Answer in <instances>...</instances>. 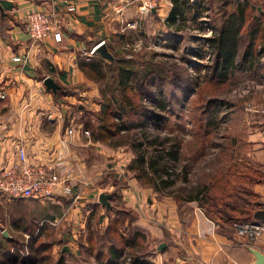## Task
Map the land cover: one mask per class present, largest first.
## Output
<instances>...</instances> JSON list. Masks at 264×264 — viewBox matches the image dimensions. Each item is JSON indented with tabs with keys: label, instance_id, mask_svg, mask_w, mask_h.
Listing matches in <instances>:
<instances>
[{
	"label": "crops",
	"instance_id": "obj_1",
	"mask_svg": "<svg viewBox=\"0 0 264 264\" xmlns=\"http://www.w3.org/2000/svg\"><path fill=\"white\" fill-rule=\"evenodd\" d=\"M210 1L216 5L212 16L207 5ZM221 1L158 0L152 12L136 0H0V166L14 161L17 148L23 146L29 160L51 165L72 186V198L54 195L50 200L62 209L67 203L64 211L70 223L64 242L53 246L59 252L53 264L60 258L64 264H119L128 256L130 264H264L256 256V252L264 256V233L249 239L234 225L208 217L197 202L179 204L143 187L121 169L129 152L126 156L116 154L92 138L83 115L90 108L95 114L99 112L102 93L109 96L111 91L101 87L109 84V78L98 82L81 69V62L115 63L129 44L135 46L155 34L165 36L181 30L185 22L197 23L203 30L207 22L216 31L210 37L213 39L218 36ZM229 1L234 5L245 2ZM259 1L257 11L263 28L241 33L247 62L239 67L250 74L257 69L260 98L249 100L252 110H243L241 115L250 164L264 174V116L258 113L264 107V14H260L264 13V0ZM69 6L72 11H68ZM38 11L56 16L60 42L29 38L25 16ZM204 15L211 19L204 22ZM131 23L136 26L129 27ZM210 38L206 44L215 55ZM101 44L113 60L102 58L96 49L89 55ZM209 66L213 69L214 63ZM45 77L59 86L55 93L44 86ZM109 86L115 89V78ZM114 92L116 96L117 90ZM115 156L123 159L110 170L113 176L124 174L122 181L106 173L112 162L108 158ZM114 188H118L123 212L112 202L108 207L107 200L100 201ZM250 189L257 195L256 211L264 209V181L252 183Z\"/></svg>",
	"mask_w": 264,
	"mask_h": 264
},
{
	"label": "rangeland",
	"instance_id": "obj_2",
	"mask_svg": "<svg viewBox=\"0 0 264 264\" xmlns=\"http://www.w3.org/2000/svg\"><path fill=\"white\" fill-rule=\"evenodd\" d=\"M254 1L258 7L260 1ZM214 4L212 1L207 3L212 9L211 16L214 14L213 9L216 6ZM209 17L204 15L202 19L205 22L209 20ZM252 18V20L247 19L250 21V27L257 23L258 30L263 28L259 15L253 14ZM209 27L206 29L204 26L203 30L197 23L185 22L181 30L170 32V34L166 33L165 36H163L164 34H155L149 40L144 38L135 46L129 44L130 46L125 48L121 55L116 56V67H118L120 59H127L129 63L123 65H128V68L139 74L152 72L154 76L165 78L170 74L174 76L171 78L173 83H176V78H181L182 83L179 82L181 83L179 88H175V84H169L167 80V82L160 81L159 84L156 82L158 86L166 87L163 90L166 93L165 99L168 107L166 111L160 112L162 119L157 126L151 123L146 127L150 138L158 136L160 139L167 140L165 148L161 149L177 151L176 168L169 178L172 181L170 186L163 187L161 182H157L156 186L152 185L148 173L140 176L142 172L139 169L140 165H137V155L133 151L132 143L136 145L142 141L144 149L150 151L152 148L143 139L141 129H131L108 140L97 138L116 154L126 156L129 152V159L121 162L125 163L121 169L127 171L140 185L157 194L170 196L179 204L190 202L187 200L188 196L196 186L208 181L212 168L218 163H242L245 166L253 167L250 164L253 162L249 160L244 144L247 135L243 133L244 125L241 112L252 110L249 100L260 98V90L256 87L257 69L250 74L245 73L238 66L235 70L232 69L228 72L227 79L214 80L213 69L209 66L214 63V55L207 47L206 40L215 35L216 31L214 32L213 26ZM194 29L198 31H194ZM249 29L251 28L245 26L243 32L249 33ZM196 35L198 38L195 37ZM243 43L246 42L243 41ZM89 55H93V53L89 52ZM108 72L106 71L107 79L109 78L108 83L111 85L114 78ZM135 79L136 76L132 81L134 82ZM106 84L101 87L108 88L111 91L108 92L109 95L115 94V89L109 84L106 86ZM155 87L156 84L154 86L145 85L148 90ZM170 90L172 91L170 92ZM148 99L150 98L146 96L145 105L153 107V102ZM209 99L211 100L210 109L214 107L217 109L215 114L217 121L215 120L212 124H208L207 114L203 112V106ZM195 107L197 109L194 110ZM93 110L90 108L87 113L83 114L84 120L89 124L90 131L97 125L96 114L93 113ZM263 111L264 107L260 108L258 113L264 116ZM199 115L202 119L200 121L197 120ZM90 136L96 138V135L94 136L92 133ZM121 159L123 158L116 156L114 159L108 158V161L112 160L113 163H108L110 165L106 167V173L113 176L110 169L114 163L120 162ZM118 173L113 177L122 181L124 174ZM112 191L114 192L106 195L107 206L110 207L112 202L113 206L118 208L117 211L123 212L124 207L120 201L118 188H114ZM67 197L72 198V196ZM50 200L0 199V253L11 254L14 248V250L16 249L14 253L17 252L25 257L31 243L34 246L43 244L46 246V250L35 255L33 264H53L59 253L57 248L56 251L53 250V246L64 242L69 233L70 223L66 220L67 216L64 211L67 203L63 204L62 209V206L52 204ZM6 238H12L13 243H7ZM127 254L130 255L129 251ZM131 259V256L120 259L119 264H130Z\"/></svg>",
	"mask_w": 264,
	"mask_h": 264
},
{
	"label": "trees",
	"instance_id": "obj_3",
	"mask_svg": "<svg viewBox=\"0 0 264 264\" xmlns=\"http://www.w3.org/2000/svg\"><path fill=\"white\" fill-rule=\"evenodd\" d=\"M254 2V0H245L242 4L234 5L229 0L221 1L219 5L221 21L216 24L218 36L213 39L210 38L208 42L216 51L213 67L215 77L212 76L214 80L226 79L228 70L241 66L245 60L247 62L241 33L245 26L251 28L249 29L250 33L258 31V24L252 25L251 23L252 26L250 27V21L247 20L248 18L251 19L253 14L259 15ZM253 4L254 8H252ZM260 14L263 15L264 13ZM124 63L123 60L119 61L118 67L115 63L103 64L102 60L89 59L80 63L81 69L88 76L98 81L105 80L106 71H109V74L114 75L115 89L117 90L116 96L103 94L101 109L96 113L97 125L91 130V133L96 135L95 137L98 139L108 140L117 137L122 132L136 128L141 129L143 139L152 148L150 151L144 149L142 141L136 145L132 143L133 151L137 155V165H140L139 169L142 172L140 176L148 173L152 185L156 186L157 182H161L163 187H168L172 182L169 178L176 168L177 151L161 149L167 140L160 139L158 136L150 138L146 127L151 123L157 126L162 119L160 112L166 111L168 107L165 99L166 93L163 90L166 87H160L157 83L167 80L169 84H175V88H179L181 87L179 84L182 83L181 78L175 77L176 83H173L171 78L174 76L170 74L166 78L154 76L152 72L139 74L128 68V65H123ZM135 76L136 79L133 82L132 79ZM146 84L150 86L156 84V87L148 90L145 88ZM146 96L150 98L148 100L153 102V107L145 105ZM210 103L211 100L209 99L207 104L205 103L203 106V112L207 114L208 124H212L216 120L217 111L215 107L210 109ZM197 120H202L200 115ZM86 126L89 128V124ZM253 173L256 175H252ZM258 181H264V174L258 168L250 167V165L245 166L242 163H218L212 168L208 181L196 186L187 200L196 201L208 217L222 224L235 225L251 222L257 210V195L251 191L250 185ZM6 242L12 244V238H6ZM28 248L29 251L25 257L17 252L0 253V264H33V262L35 263V255L46 250V246L43 244L34 246L31 243ZM55 264L64 263L60 258Z\"/></svg>",
	"mask_w": 264,
	"mask_h": 264
},
{
	"label": "built area",
	"instance_id": "obj_4",
	"mask_svg": "<svg viewBox=\"0 0 264 264\" xmlns=\"http://www.w3.org/2000/svg\"><path fill=\"white\" fill-rule=\"evenodd\" d=\"M141 2L144 8L151 11L157 6L158 0H141ZM72 10L73 7L69 6L68 11ZM128 26L135 27L136 24L131 23ZM205 26L210 28L207 22H205ZM25 29L29 38L34 42L44 41L48 38L60 42L62 39L58 20L53 13L38 11L27 14L25 16ZM96 47L90 52L93 53ZM14 60L21 59L14 57ZM69 133L72 131L69 130ZM54 195L66 197L73 195L68 178L58 174L51 165H41L29 160L23 146L17 148L14 161L0 166V199L15 198L38 201L51 199ZM73 199H77V197L75 196ZM234 226L240 235L249 239H255L264 233V224L258 220L238 223ZM12 250L11 253H14L16 249L13 248Z\"/></svg>",
	"mask_w": 264,
	"mask_h": 264
},
{
	"label": "water",
	"instance_id": "obj_5",
	"mask_svg": "<svg viewBox=\"0 0 264 264\" xmlns=\"http://www.w3.org/2000/svg\"><path fill=\"white\" fill-rule=\"evenodd\" d=\"M136 1L138 2L139 5L142 4L141 0H136ZM0 8H1V5H0ZM151 11L154 12L155 9H152ZM96 52L104 59H107V60L114 59L113 55L108 51L107 47L103 44L99 45L96 48ZM43 84L48 90H51L53 93H55L57 89H59V86L56 84V82L51 77H45L43 79ZM106 198H107L106 195H102L100 197V201H102L103 203H106ZM254 218L258 221H264V209H260L256 211L254 213ZM66 249L67 248L64 246L63 250H66ZM256 256L259 260V263H262L264 261V256L260 255V253L256 252Z\"/></svg>",
	"mask_w": 264,
	"mask_h": 264
}]
</instances>
